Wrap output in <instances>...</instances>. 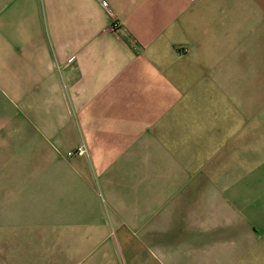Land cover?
<instances>
[{
  "label": "crops",
  "instance_id": "obj_1",
  "mask_svg": "<svg viewBox=\"0 0 264 264\" xmlns=\"http://www.w3.org/2000/svg\"><path fill=\"white\" fill-rule=\"evenodd\" d=\"M0 264H264V0H0Z\"/></svg>",
  "mask_w": 264,
  "mask_h": 264
},
{
  "label": "built area",
  "instance_id": "obj_2",
  "mask_svg": "<svg viewBox=\"0 0 264 264\" xmlns=\"http://www.w3.org/2000/svg\"><path fill=\"white\" fill-rule=\"evenodd\" d=\"M121 28V23L119 21H115L113 22V24L110 27V31L113 33H116L120 30ZM86 153V148L84 146H78L73 150H69L66 155L68 157H72V156H81L84 155Z\"/></svg>",
  "mask_w": 264,
  "mask_h": 264
}]
</instances>
